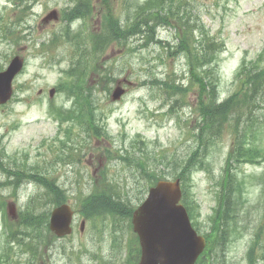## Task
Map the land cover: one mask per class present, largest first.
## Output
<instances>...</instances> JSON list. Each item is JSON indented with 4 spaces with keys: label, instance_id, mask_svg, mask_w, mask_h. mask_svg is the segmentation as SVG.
I'll list each match as a JSON object with an SVG mask.
<instances>
[{
    "label": "rangeland",
    "instance_id": "1",
    "mask_svg": "<svg viewBox=\"0 0 264 264\" xmlns=\"http://www.w3.org/2000/svg\"><path fill=\"white\" fill-rule=\"evenodd\" d=\"M16 1L17 7L16 2L12 4L9 0H0V68L6 67L11 57L19 53L26 58V69L16 79V94L12 101L0 105L1 160L15 170L22 168L27 171L25 167L32 168L33 171L35 167L46 168L49 175L55 177L54 182H59L70 193L68 202L74 207H80L79 201L92 191L91 180L95 182L105 174L121 186L122 192H126L121 193L124 199L138 203L143 189L147 186L144 174L133 164L110 159L101 151H110L111 157H116L118 152L126 154L128 150L147 160L157 172H164L161 156L166 154L171 159L184 155L190 149L193 143L191 134L199 125L197 114L186 102H175L162 84L168 75L183 77L185 57L172 55L163 46L166 41L177 43L176 34L180 32V26L176 27L175 22L158 25L155 37H159L163 44L135 36L122 42L112 41L105 46L99 59L100 70L116 79L113 81L115 84L120 80L126 88L125 95L116 102L110 100V94L99 86L102 81L98 65L95 64L93 77L97 90L94 98L108 115V134H102L99 139L89 138L81 127H76L71 134V141L75 146L68 148L65 145L68 142L65 133L59 140L55 138L58 124L50 115L48 102L50 88L60 81L63 69L70 64L71 47L67 43H59L52 49H43L40 44L44 40H51L52 33L62 34L60 29L63 24L60 21L45 23L43 17L53 7L63 9L72 2L27 0L32 6L28 16L30 30H26L23 8L27 4H22L23 0ZM95 1L96 8L99 7V2H104ZM141 1L143 0H129L124 3L123 0H110L109 6L112 13L124 19L127 14H133ZM185 1L189 2L185 7L191 10L192 22L198 17V22L203 23L206 31L225 40L226 45L219 52V58L220 91L226 97L236 86L234 77L242 57L252 59L264 48V0H183L182 3ZM104 13L89 15L88 32H92L93 23L99 22L102 25ZM9 29L13 32L6 38L5 33ZM219 38L216 37V40L219 41ZM54 98L58 104L69 105L65 93H55L52 99ZM185 98L191 106L195 105L193 90ZM172 101L174 108H170ZM239 115L241 117L238 120L225 124L215 147L210 150L212 172L209 174L202 171L193 176V193L200 205V222L204 227H209V217L217 205L216 191L232 140L231 126L238 125L244 129L246 124L252 123L251 119L254 117L253 114L249 116V113L242 112ZM235 116L238 117L237 114ZM136 136L139 138L134 141ZM249 139L254 144L264 146V132L261 135L256 133ZM76 148L79 155L76 154ZM141 152L144 154H140ZM65 158L73 163H64ZM263 170L264 163L241 165L239 175L241 177L246 174L248 180V176ZM7 177L6 171L0 168V184L4 185V190L0 193L3 192L9 200L12 195L10 191L16 190V187H11L12 183H6ZM18 178L23 179L20 174ZM15 185L22 188L18 191L21 205H25L32 195L37 196L44 190V186L39 183L23 182ZM246 185L247 203L244 211L247 213L243 216L242 224L246 223L248 230H242L238 239L223 245L225 264H247L246 252L253 230L262 221L263 185L256 180L249 181ZM41 196V208L44 209L45 205L50 208L48 193H42ZM117 197L120 198V195ZM12 202L11 205H15L14 197ZM8 214L12 216L9 207ZM9 215L7 222L11 223L14 219ZM76 220L75 236L66 239L57 238L50 231L45 233V230L39 229L48 241L38 242V264H42V261L44 264H100L103 258L110 261V264H127L130 256L126 253L132 254L130 258L135 255L136 235L126 220H121L115 226L109 218L99 217L87 221L83 232L79 228L81 218L77 217ZM112 241L120 244L113 246ZM28 254L29 251L25 257H29ZM257 264H264V260H258Z\"/></svg>",
    "mask_w": 264,
    "mask_h": 264
},
{
    "label": "trees",
    "instance_id": "2",
    "mask_svg": "<svg viewBox=\"0 0 264 264\" xmlns=\"http://www.w3.org/2000/svg\"><path fill=\"white\" fill-rule=\"evenodd\" d=\"M183 0H147L144 5V13L141 19H136L132 24L131 33L144 32L149 39H154L156 26L158 24H170L175 22L177 27L180 26V33L178 34V43L172 45L167 43L169 49H174V53H185L187 56L188 71H189V89L196 90L198 98L197 111L201 118V127L198 134V143L196 147L189 153L185 159L178 163L180 173L177 174L182 178L189 177L190 171L196 166H205V155L209 150V144L214 141L223 129V124L230 120H238L242 113H249L259 111L264 105V67H261V62H255L254 67L248 68L245 64L242 65L238 72L239 86L238 88L222 102L217 101L218 85H219V59L221 43L216 41L214 37L208 35L203 26L198 25L197 21L191 23L192 13L182 3ZM84 14V12H80ZM112 19V18H111ZM144 27V29H143ZM199 30V34L195 33ZM125 30L118 25L114 29V33L119 35L125 34ZM201 36V37H200ZM260 64V65H259ZM163 86L175 98V101L181 100V96L175 94L176 92L187 91L188 87H183L180 83H175L173 79L169 78L163 82ZM237 114L238 117L235 116ZM255 115V114H254ZM258 121V122H257ZM258 123V124H257ZM235 124V123H234ZM264 126V112L259 116L252 118L251 124H246L244 129H240L238 125L235 126V139L227 158V167L224 168V174L221 176V189L218 199V207L214 211L211 218L210 231L207 235L210 245L208 249L213 248L218 255L220 248L226 241L229 240L230 235L234 232V228L239 225L241 214L243 213L241 199L243 190V181L239 179L237 173L230 167L232 162H248L256 163L259 160H264V149L254 143H250V134H258ZM138 166L143 172L147 171V167L138 161ZM177 169V167H176ZM175 169V170H176ZM189 174V175H188ZM157 178V179H156ZM152 183L162 178L157 176ZM47 187H50L51 182L43 177L38 178ZM264 179V176H263ZM98 195H93L89 200L90 205H101L102 198H97ZM192 196V192L184 187V202L190 213L191 218L195 221L198 216V205ZM115 200L113 197H111ZM64 196L56 198L57 203L63 201ZM111 200L106 203L110 209L109 213L113 216L124 215L129 217L132 214L131 208L128 206H119V203ZM123 204V203H122ZM45 214V213H43ZM264 222V213H263ZM45 217H40L38 223L45 222ZM260 233H255V238L248 250V258L250 264L256 256L258 240ZM212 245V248L210 247ZM208 252V251H207ZM202 257L199 261L203 260ZM203 262V261H202ZM135 263V262H134Z\"/></svg>",
    "mask_w": 264,
    "mask_h": 264
},
{
    "label": "water",
    "instance_id": "3",
    "mask_svg": "<svg viewBox=\"0 0 264 264\" xmlns=\"http://www.w3.org/2000/svg\"><path fill=\"white\" fill-rule=\"evenodd\" d=\"M21 66V60L16 59L0 73L1 101L10 97L13 75ZM180 197L179 181H161L136 212L134 222L142 243L138 264H193L203 250L205 239L193 229L185 207L178 204ZM152 208L157 211L147 214ZM67 211L62 207L52 215V228L60 233L70 231L71 215Z\"/></svg>",
    "mask_w": 264,
    "mask_h": 264
}]
</instances>
